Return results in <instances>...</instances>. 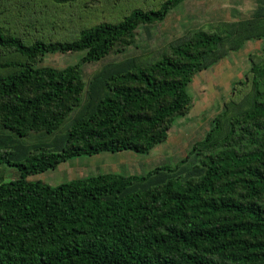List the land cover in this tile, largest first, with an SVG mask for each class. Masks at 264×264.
<instances>
[{
    "label": "trees",
    "instance_id": "16d2710c",
    "mask_svg": "<svg viewBox=\"0 0 264 264\" xmlns=\"http://www.w3.org/2000/svg\"><path fill=\"white\" fill-rule=\"evenodd\" d=\"M185 1L135 8L70 40L27 43L0 27V49L15 55L0 61V165L19 171L0 175V264H264V54L234 84L249 91L174 165L29 179L78 157L150 154L190 110L197 73L248 40L264 44L263 0L251 18L193 29L156 60L130 57L84 78V64L125 51L139 27ZM54 53L84 54L63 68L40 64Z\"/></svg>",
    "mask_w": 264,
    "mask_h": 264
},
{
    "label": "rangeland",
    "instance_id": "374dc122",
    "mask_svg": "<svg viewBox=\"0 0 264 264\" xmlns=\"http://www.w3.org/2000/svg\"><path fill=\"white\" fill-rule=\"evenodd\" d=\"M164 0H82L67 4L50 1L0 0V27L21 36L27 43L36 39L46 41L70 40L79 31L100 22H117L135 8L155 9ZM263 0H188L172 10L162 23L143 25L137 30L135 43L123 52L111 53L106 58L83 65L84 78L89 82L106 65L130 57L151 61L170 49L175 39L193 29H209L220 22H238L249 19ZM262 39L248 40L237 51L230 52L212 67L196 74L189 86L193 103L184 116L178 117L169 131L167 140L150 154L132 151L101 153L78 157L64 162L57 169L33 175L50 185L107 172L142 175L159 165H174L186 156L194 142L202 140L211 128L213 119L221 113L227 101L239 98L250 86L235 85L244 79L251 57L264 54ZM84 53H54L46 55L40 64L63 68L76 63ZM15 55L0 49V61ZM18 57V56H17ZM5 133L0 126V136ZM39 135V134H38ZM41 140L48 137L41 133ZM29 137V136H28ZM5 179L19 175L16 168L0 165Z\"/></svg>",
    "mask_w": 264,
    "mask_h": 264
}]
</instances>
